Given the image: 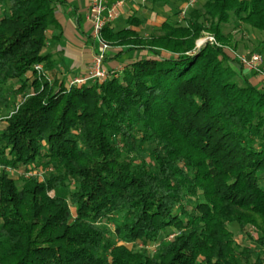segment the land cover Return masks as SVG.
I'll use <instances>...</instances> for the list:
<instances>
[{"label":"trees","instance_id":"16d2710c","mask_svg":"<svg viewBox=\"0 0 264 264\" xmlns=\"http://www.w3.org/2000/svg\"><path fill=\"white\" fill-rule=\"evenodd\" d=\"M57 2L0 0V104L33 91L0 123V264H264V90L223 30L264 34V0H204L147 36L108 23L114 57L142 53L81 86L47 73ZM203 32L221 45L194 49Z\"/></svg>","mask_w":264,"mask_h":264},{"label":"crops","instance_id":"0c3cea01","mask_svg":"<svg viewBox=\"0 0 264 264\" xmlns=\"http://www.w3.org/2000/svg\"><path fill=\"white\" fill-rule=\"evenodd\" d=\"M59 1L61 2L56 3L54 10L57 26H50L47 29L46 45L43 52L51 53L55 62V68L47 73L68 83L71 77L88 72L91 59L94 54L101 51V46L98 40L93 39L91 29L85 20L86 8L90 0ZM113 1L108 0V3ZM174 1L176 0H123L122 14L114 19L111 25L116 29L128 27L127 18L134 15L142 21L143 25L141 28H136V30L141 35L147 36L153 33L164 20L178 19L181 21L180 11L184 7V1L177 0L181 2L178 9L171 6L170 3ZM197 2L198 0L186 6L183 17L193 7H196ZM119 50H121V47L110 45L106 49L104 65L106 64L107 68H118L142 53L134 50L114 57ZM244 72H251V75L247 78L252 84L257 87L262 85L261 76L255 75L254 71L248 69H244Z\"/></svg>","mask_w":264,"mask_h":264},{"label":"built area","instance_id":"2783aa9c","mask_svg":"<svg viewBox=\"0 0 264 264\" xmlns=\"http://www.w3.org/2000/svg\"><path fill=\"white\" fill-rule=\"evenodd\" d=\"M184 7L181 9V17L183 18L186 6L194 3L196 0H183ZM122 6L123 0H114L111 3H108V0H90L89 4L86 8L85 20L91 29V34L93 39L99 41L101 46V51L94 54L91 59V65L89 67L88 72L81 75H76L71 77L68 80L69 86H81L88 82L94 81H103L106 77H108L111 73L114 74L115 70H109L104 65L105 51L109 47V45L101 38V30L102 28L111 23L114 19H116L119 15L122 14ZM216 44V39L213 35L205 36L196 42L197 48H199L204 43ZM239 64L245 69L261 72L263 69L260 68V63L262 62L264 55L259 52H246L243 54H237L235 52L234 56ZM37 74L46 76L45 71L43 70L42 64H36L34 66ZM118 70L122 69V66L116 68ZM264 81V75H263ZM33 94V91H28L27 94H18L15 102L13 104L12 109L8 112L7 116L0 117V123H4L6 117L10 116L18 107L22 104L26 97ZM6 171L9 173H15L16 171L11 168H6ZM34 172L25 173L26 176L33 174ZM171 236V235H170Z\"/></svg>","mask_w":264,"mask_h":264},{"label":"rangeland","instance_id":"374dc122","mask_svg":"<svg viewBox=\"0 0 264 264\" xmlns=\"http://www.w3.org/2000/svg\"><path fill=\"white\" fill-rule=\"evenodd\" d=\"M203 1L204 0H198V2H197L198 4L196 5V7H200L202 5ZM170 4L174 9H178L179 6L181 5V2L176 0L173 3L171 2ZM190 8H189V10H190ZM182 20L183 19H181V21ZM119 24L123 26V24H121V23H119ZM223 30L225 31V33H230L234 37V40L236 42V48H228L227 49V51L230 53V55L235 56V52L237 54H243L246 52H259V53H262L264 55V43L262 42L264 39L263 32L256 31L253 28H251L250 26L238 22L235 19V17H232L231 20L228 23H226L225 26L223 25ZM210 34L211 33H209V32H203L198 38H196L194 41V49H198L196 46L197 40H199L205 36H208ZM211 35H213V34H211ZM216 42L218 43V45H221L219 43V41L216 40ZM205 44L206 43H204L203 45H205ZM203 45H201L200 47H202ZM214 45H216V44H214ZM260 68L263 69L261 72H254V73H255V75L262 77V79H261L262 85H259V88L264 90V83H263L264 82L263 81L264 59L260 63ZM244 75L246 77H249L251 75V72H246V73L244 72ZM11 109H5L0 104V117L5 116V114H7ZM148 154H149V151L146 150L145 155H148ZM11 175H13V177L18 179L20 174H19V172L16 171L15 173H11ZM229 228L234 233L236 240L241 245H243V246L254 245V240L258 234V228L256 226L246 225L242 231H239L237 226H235L234 224H229Z\"/></svg>","mask_w":264,"mask_h":264}]
</instances>
